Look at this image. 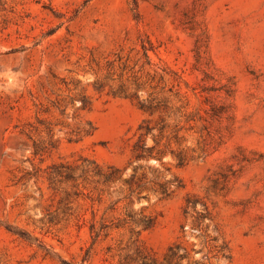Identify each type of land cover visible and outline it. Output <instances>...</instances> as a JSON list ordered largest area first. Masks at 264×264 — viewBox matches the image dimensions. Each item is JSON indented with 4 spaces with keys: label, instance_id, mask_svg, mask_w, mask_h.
<instances>
[{
    "label": "rangeland",
    "instance_id": "374dc122",
    "mask_svg": "<svg viewBox=\"0 0 264 264\" xmlns=\"http://www.w3.org/2000/svg\"><path fill=\"white\" fill-rule=\"evenodd\" d=\"M84 160L180 187L92 203L88 177L61 202L47 167ZM129 201L151 225L93 241L92 210L109 224ZM175 244L171 264H264V0H0V264L163 262Z\"/></svg>",
    "mask_w": 264,
    "mask_h": 264
},
{
    "label": "trees",
    "instance_id": "16d2710c",
    "mask_svg": "<svg viewBox=\"0 0 264 264\" xmlns=\"http://www.w3.org/2000/svg\"><path fill=\"white\" fill-rule=\"evenodd\" d=\"M146 51L147 48L142 46ZM147 57V54H145ZM83 99V98H82ZM86 100H82V108L86 107ZM140 107L144 110H148L150 113L152 112V108L150 106H145L143 103L139 102ZM140 129L142 126L139 127ZM144 133H141V136ZM141 138V137H140ZM145 143L143 139H139L133 145V161H139L141 159H146L145 151ZM39 153V150L36 148L34 154ZM85 163L71 164L68 162H58L51 164L46 169V179L49 181V187L56 191H61L63 196L61 197V202L64 201L68 203L69 199L73 196L79 195L78 187L80 186L79 179H88V177H92V191H96L98 196L97 198H92L93 201L97 203L102 202V195L107 193L110 195L111 190H116L122 188L124 185L127 187V191L129 192V196L136 195L137 199H140L143 195V191H152L154 193L160 194L161 196H167L171 192L172 185H177L176 187H180V181L174 174H171L169 179H165L164 176L159 174H154L153 177H149L146 172H142L140 175L136 173V166H133V173L129 177L122 176V170L115 166L109 165L105 168L98 165L96 162L92 160H84ZM68 185L71 187L68 190L67 187L62 185ZM105 187V188H104ZM116 201H112L109 206L105 207L104 212L110 211L111 213L117 212ZM131 202L129 201L127 209L124 213L119 216L113 218H117V221L111 222L109 224L105 223V216H101V221L99 225H96L95 214L92 210V225L90 230L92 232V240L96 241L102 234V230L107 228H127L129 231L134 234L139 231H135L136 225H141L143 229L148 228L151 225V218L143 213H137L134 211L132 207H130ZM207 211V209H206ZM187 215V210L184 211ZM208 217L209 221L211 217L208 212L202 216L199 220L204 222V219ZM201 229L208 230V223L201 227ZM207 236H210L209 233H206ZM220 237L219 232L216 230L215 237H211L210 239L214 242H218V238ZM223 244V245H222ZM222 244L216 245L211 244L210 250L213 253V256L219 258L221 256H226L225 251L227 250V246L222 240ZM180 250H184L180 245L175 244L168 248L166 253L164 254L163 262H158L154 257L150 256L146 251L140 246L136 247V252H138V264H171V261L174 258L181 259L184 257H189V254L185 251L184 254H178ZM207 258V257H206ZM201 264H206L205 261H202Z\"/></svg>",
    "mask_w": 264,
    "mask_h": 264
}]
</instances>
